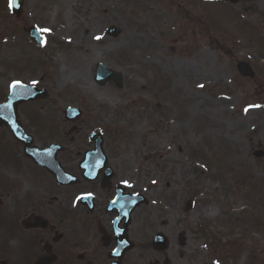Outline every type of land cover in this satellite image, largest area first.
<instances>
[{"label": "rangeland", "instance_id": "obj_1", "mask_svg": "<svg viewBox=\"0 0 264 264\" xmlns=\"http://www.w3.org/2000/svg\"><path fill=\"white\" fill-rule=\"evenodd\" d=\"M98 63L121 73V89L94 82ZM13 82L46 89L48 101L19 105L18 118L36 144L67 147L62 160L76 152L64 109L82 111L80 141L105 133L110 162L148 199L142 237L165 232L173 263L262 264L263 233L243 217L264 170L252 153L264 150V0H25L18 19L0 8V90Z\"/></svg>", "mask_w": 264, "mask_h": 264}, {"label": "flooded vegetation", "instance_id": "obj_2", "mask_svg": "<svg viewBox=\"0 0 264 264\" xmlns=\"http://www.w3.org/2000/svg\"><path fill=\"white\" fill-rule=\"evenodd\" d=\"M0 8H9V0H0ZM8 95L9 83L0 90V103ZM45 101L48 98L37 102ZM257 126L263 128L264 122ZM52 133L57 136V131L50 130ZM73 133L76 136L69 137L66 132L64 139L70 150H76L75 155L68 151L71 154L62 160L67 150L57 154L69 175L62 181L26 158L23 144L11 137L9 126L0 124V264H183L173 263L176 249L165 232L161 233L166 244H153L157 231L142 237L137 210L143 193L135 178L118 173L110 162L106 136L102 140L110 169L99 168L101 162L96 161L91 164L94 172L85 178L78 164L83 154L93 149V143L89 135L80 141L82 131ZM54 143L61 144L55 140L36 144L33 138V145L40 149ZM255 151H261L264 157L263 149L253 150V155ZM261 165L264 167V163ZM252 186L251 214L243 218L250 228L263 233L264 241V170ZM178 244L184 246L179 239ZM217 245L220 248L221 243ZM229 250L232 255V248ZM259 251L258 262L264 264V246Z\"/></svg>", "mask_w": 264, "mask_h": 264}, {"label": "water", "instance_id": "obj_3", "mask_svg": "<svg viewBox=\"0 0 264 264\" xmlns=\"http://www.w3.org/2000/svg\"><path fill=\"white\" fill-rule=\"evenodd\" d=\"M24 0H10V9L11 12L18 18L22 13V6ZM25 31L29 34L31 40L35 41L36 43H40V37L34 27H28ZM119 31L111 27L107 30V34L110 36H117ZM237 71L242 76H247L250 78L254 77V73L251 70L250 66L244 62H239L236 66ZM94 80L100 85H104L107 81L112 80L116 87L122 88V75L118 72H114L112 70L107 69L102 64H97L95 69ZM46 96V92L44 90H37L34 87H27L21 84H14L11 87V93L9 95V100L0 106V123H8L9 127L15 137L22 136L19 132V122L17 120V106L21 103L27 101H33L35 99L44 98ZM9 113V118L7 116ZM65 118L69 121H76L77 118L80 117L81 111L73 108H68L65 110ZM29 142V141H28ZM25 141V153L28 156H31L35 162H40L43 165H46L49 170H54L58 168L55 167V156L56 152L59 150V147L53 146L48 150L44 151H37L36 148H29L27 145L29 144ZM100 146V144H98ZM191 202L188 201L185 206V210L191 207ZM182 237V236H181ZM158 237L155 238V242H159L160 239ZM183 241V237L181 238V242ZM160 244V243H159Z\"/></svg>", "mask_w": 264, "mask_h": 264}, {"label": "trees", "instance_id": "obj_4", "mask_svg": "<svg viewBox=\"0 0 264 264\" xmlns=\"http://www.w3.org/2000/svg\"><path fill=\"white\" fill-rule=\"evenodd\" d=\"M218 52H222V50H220L219 48L217 49Z\"/></svg>", "mask_w": 264, "mask_h": 264}]
</instances>
